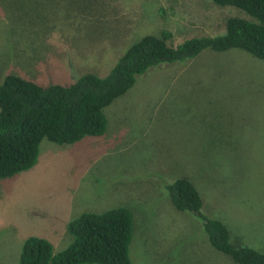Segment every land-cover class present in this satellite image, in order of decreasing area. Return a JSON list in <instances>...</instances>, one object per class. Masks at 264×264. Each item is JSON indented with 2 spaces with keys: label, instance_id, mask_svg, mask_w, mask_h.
I'll return each instance as SVG.
<instances>
[{
  "label": "rangeland",
  "instance_id": "1",
  "mask_svg": "<svg viewBox=\"0 0 264 264\" xmlns=\"http://www.w3.org/2000/svg\"><path fill=\"white\" fill-rule=\"evenodd\" d=\"M231 17L255 21L212 0H0V82L105 77L145 35L170 31L177 45L224 34ZM104 113V135L45 139L32 169L0 180V264H19L31 236L61 252L71 221L121 207L133 215L132 264H237L173 205L168 187L181 178L234 246L264 252L263 60L230 49L162 64Z\"/></svg>",
  "mask_w": 264,
  "mask_h": 264
},
{
  "label": "trees",
  "instance_id": "2",
  "mask_svg": "<svg viewBox=\"0 0 264 264\" xmlns=\"http://www.w3.org/2000/svg\"><path fill=\"white\" fill-rule=\"evenodd\" d=\"M212 1L242 9L255 21L231 17L224 34L189 38L177 45L170 31L160 36L145 35L127 49L107 76L85 74L68 86H44L19 75H7L0 82V180L32 169L45 139L63 145L104 135L108 127L105 108L132 89L137 77L151 68L186 63L206 50L240 49L264 61V0ZM15 25L23 26L20 22ZM168 190L177 210L201 221L215 249L237 264H264V252L234 246L227 226L203 212V201L191 181L177 179ZM68 231L73 243L56 254L48 240L27 238L19 264H132L134 222L128 209L85 213L69 223Z\"/></svg>",
  "mask_w": 264,
  "mask_h": 264
}]
</instances>
